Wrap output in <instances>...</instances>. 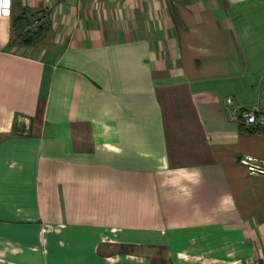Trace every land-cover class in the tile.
<instances>
[{"label": "crops", "instance_id": "0c3cea01", "mask_svg": "<svg viewBox=\"0 0 264 264\" xmlns=\"http://www.w3.org/2000/svg\"><path fill=\"white\" fill-rule=\"evenodd\" d=\"M245 157L264 166V0H0V264L259 259Z\"/></svg>", "mask_w": 264, "mask_h": 264}, {"label": "built area", "instance_id": "2783aa9c", "mask_svg": "<svg viewBox=\"0 0 264 264\" xmlns=\"http://www.w3.org/2000/svg\"><path fill=\"white\" fill-rule=\"evenodd\" d=\"M33 25L34 27L39 26V21L34 20ZM226 103L229 106L233 107L232 99H228ZM258 114L259 109L255 107L254 109L242 113L241 115L246 125L253 126L259 123ZM241 164L247 168L250 174H264V166L261 165L257 159L245 157L243 160H241ZM244 264H264V256L256 260L246 261Z\"/></svg>", "mask_w": 264, "mask_h": 264}, {"label": "rangeland", "instance_id": "374dc122", "mask_svg": "<svg viewBox=\"0 0 264 264\" xmlns=\"http://www.w3.org/2000/svg\"><path fill=\"white\" fill-rule=\"evenodd\" d=\"M34 20L22 21L21 23H14V31L12 36V44L17 43L21 45H28L32 42L33 37L36 38V34H38L40 27H34Z\"/></svg>", "mask_w": 264, "mask_h": 264}, {"label": "trees", "instance_id": "16d2710c", "mask_svg": "<svg viewBox=\"0 0 264 264\" xmlns=\"http://www.w3.org/2000/svg\"><path fill=\"white\" fill-rule=\"evenodd\" d=\"M246 131H248V132H249L250 130H249V129H246Z\"/></svg>", "mask_w": 264, "mask_h": 264}]
</instances>
